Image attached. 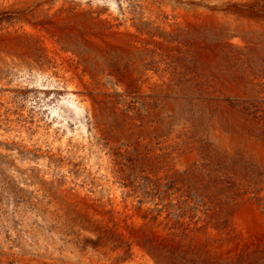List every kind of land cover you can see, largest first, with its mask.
<instances>
[{
    "label": "rangeland",
    "instance_id": "374dc122",
    "mask_svg": "<svg viewBox=\"0 0 264 264\" xmlns=\"http://www.w3.org/2000/svg\"><path fill=\"white\" fill-rule=\"evenodd\" d=\"M0 264H264V0H0Z\"/></svg>",
    "mask_w": 264,
    "mask_h": 264
}]
</instances>
